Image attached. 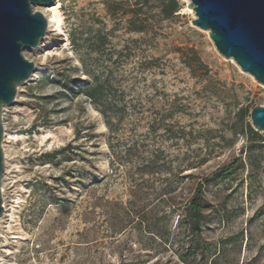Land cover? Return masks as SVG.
I'll return each mask as SVG.
<instances>
[{
	"label": "rangeland",
	"instance_id": "374dc122",
	"mask_svg": "<svg viewBox=\"0 0 264 264\" xmlns=\"http://www.w3.org/2000/svg\"><path fill=\"white\" fill-rule=\"evenodd\" d=\"M177 1L33 7L47 31L3 110L0 264H264V132H246L264 86Z\"/></svg>",
	"mask_w": 264,
	"mask_h": 264
},
{
	"label": "water",
	"instance_id": "95a60500",
	"mask_svg": "<svg viewBox=\"0 0 264 264\" xmlns=\"http://www.w3.org/2000/svg\"><path fill=\"white\" fill-rule=\"evenodd\" d=\"M56 1L0 0V218L4 211L3 110L13 105L18 88L35 72V64L23 51L36 49L47 31L46 18L33 7ZM187 6L195 17L192 25L208 32L215 50L264 86V0H188ZM250 122L254 131L264 132V106L251 110Z\"/></svg>",
	"mask_w": 264,
	"mask_h": 264
},
{
	"label": "trees",
	"instance_id": "16d2710c",
	"mask_svg": "<svg viewBox=\"0 0 264 264\" xmlns=\"http://www.w3.org/2000/svg\"><path fill=\"white\" fill-rule=\"evenodd\" d=\"M158 7L160 9L161 16H163L164 18L172 17L179 9L177 0H159ZM84 92L85 95L88 97L89 100H91L93 104L99 106L102 103L103 91L101 90L100 84L95 83L88 85L84 88ZM246 132L251 136L256 135V132L252 130L249 125L246 127ZM61 151H53L51 153H46L43 154L42 157L45 158L47 161L51 162L57 157V155L62 153ZM200 188L201 186H199L197 194L188 203V208H189L188 217L190 221L194 224V228L199 227L200 221L202 219L201 206L199 202V197L201 194ZM211 264H216V261L212 260Z\"/></svg>",
	"mask_w": 264,
	"mask_h": 264
},
{
	"label": "bare ground",
	"instance_id": "6f19581e",
	"mask_svg": "<svg viewBox=\"0 0 264 264\" xmlns=\"http://www.w3.org/2000/svg\"><path fill=\"white\" fill-rule=\"evenodd\" d=\"M52 6H53V4L50 5V6H47V7H50L51 8ZM49 10L52 12V15L50 17L49 23L53 22L55 26L59 27L60 19H59L58 11L56 10V8L48 9L47 11H49ZM189 11H190V9H189ZM2 124H3V129H4V126L5 125H4L3 121H2ZM11 138L12 137L11 136H8L6 130L4 129V139H3V143H2V149H3V153H4V159H5V156H6V153H5V145L4 144L7 142V140H11ZM5 164H6V162H5ZM1 188L3 189V186H1Z\"/></svg>",
	"mask_w": 264,
	"mask_h": 264
}]
</instances>
